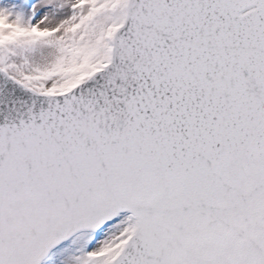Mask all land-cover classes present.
Masks as SVG:
<instances>
[{"label":"snow or ice","instance_id":"1","mask_svg":"<svg viewBox=\"0 0 264 264\" xmlns=\"http://www.w3.org/2000/svg\"><path fill=\"white\" fill-rule=\"evenodd\" d=\"M0 264H264V0H0Z\"/></svg>","mask_w":264,"mask_h":264}]
</instances>
